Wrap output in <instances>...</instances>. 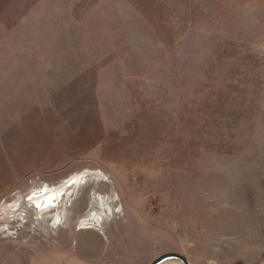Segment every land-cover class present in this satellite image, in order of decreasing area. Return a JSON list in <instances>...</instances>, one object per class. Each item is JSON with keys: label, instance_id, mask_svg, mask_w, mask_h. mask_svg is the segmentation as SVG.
Here are the masks:
<instances>
[{"label": "rangeland", "instance_id": "rangeland-1", "mask_svg": "<svg viewBox=\"0 0 264 264\" xmlns=\"http://www.w3.org/2000/svg\"><path fill=\"white\" fill-rule=\"evenodd\" d=\"M168 252L264 263V0H0V264Z\"/></svg>", "mask_w": 264, "mask_h": 264}, {"label": "water", "instance_id": "water-1", "mask_svg": "<svg viewBox=\"0 0 264 264\" xmlns=\"http://www.w3.org/2000/svg\"><path fill=\"white\" fill-rule=\"evenodd\" d=\"M55 221L51 223L54 226ZM173 263L177 262L178 264H191L190 261L182 254L176 252H168L157 259H155L151 264H164V263ZM264 264V263H261Z\"/></svg>", "mask_w": 264, "mask_h": 264}, {"label": "bare ground", "instance_id": "bare-ground-1", "mask_svg": "<svg viewBox=\"0 0 264 264\" xmlns=\"http://www.w3.org/2000/svg\"><path fill=\"white\" fill-rule=\"evenodd\" d=\"M83 179H84V176L83 175L78 176L76 178H73V179L69 180L64 186H62L59 189H57V191H55L54 193L57 194V192H58L57 196H60V194L62 192H71L72 190H74L75 187H77L79 185L80 182L83 181ZM47 197L48 196H41V197H39V201H40L39 205L40 206H43V204L46 205V202L47 201L45 202V200H49ZM41 210L43 211L42 208H41ZM164 264H173V263H170L169 262V263H164Z\"/></svg>", "mask_w": 264, "mask_h": 264}]
</instances>
